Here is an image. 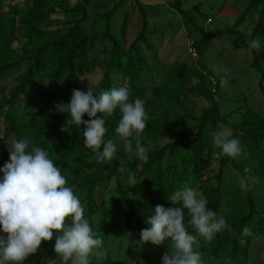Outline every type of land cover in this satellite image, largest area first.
Returning a JSON list of instances; mask_svg holds the SVG:
<instances>
[{
	"label": "trees",
	"instance_id": "1",
	"mask_svg": "<svg viewBox=\"0 0 264 264\" xmlns=\"http://www.w3.org/2000/svg\"><path fill=\"white\" fill-rule=\"evenodd\" d=\"M165 1L179 9L173 0ZM123 2L111 11L92 15L88 13L90 0H0V141L11 143L14 138L29 137L50 153L69 185H75L85 216L103 241L90 256L91 264H162L167 246L141 244L140 232L149 227L145 220L156 205L175 207L168 198L186 184L197 188L207 198L208 208L232 229L217 233L210 241L200 238L205 264H264L263 111L236 109L235 113H242L236 122L222 113L219 82L200 66V57L220 32L205 33L202 42L192 44L190 51L198 57L194 65H168L156 59L148 62L141 47L148 33L143 9L142 29L128 47V20L134 7L124 17L120 38L112 34V18ZM247 2L236 23L224 31L235 37V48L256 38L264 44V0ZM58 12L63 25L54 23ZM254 13L258 17L251 36L246 37L239 28ZM262 61L264 52L256 55L252 66L260 69ZM160 72L165 74V83L153 78ZM260 73L259 89L264 94L262 69ZM87 84L96 93L113 86L126 87L130 101L136 97L144 100L149 119L141 143L149 149L147 162L126 153L121 139L117 140L116 157L98 163L84 146L83 125L66 124L67 114L57 112L55 106L69 103L74 89L87 91ZM149 91L151 95L146 97ZM190 96L209 104L198 109ZM119 118L118 109L105 117L106 140L116 137ZM83 119L87 120V115ZM219 126L231 127L233 137L243 146V160L223 156L213 146L208 133ZM8 159L7 147L1 146L0 168ZM214 163L217 172L209 176ZM245 168L256 178L250 191H242L237 178L236 172L243 177ZM245 226L252 236L242 237ZM55 235L42 242L24 264L55 259ZM241 238L246 241L243 245Z\"/></svg>",
	"mask_w": 264,
	"mask_h": 264
},
{
	"label": "clouds",
	"instance_id": "2",
	"mask_svg": "<svg viewBox=\"0 0 264 264\" xmlns=\"http://www.w3.org/2000/svg\"><path fill=\"white\" fill-rule=\"evenodd\" d=\"M248 46L260 50V39L248 41ZM230 75V70H225L221 87L227 85ZM150 95V91L145 93L146 97ZM55 109L67 114V125L80 128L83 125L84 146L98 163L111 162L116 157L117 140L121 139L126 153L147 162L149 149L142 145L141 135L149 116L144 100L136 97L130 101L126 87L113 86L98 93L89 85L87 91L74 89L70 102L59 103ZM117 109L120 118L116 137L106 140L105 117L113 116ZM85 115L87 120L83 119ZM208 134L223 156L236 159L245 154L231 127L219 126ZM8 152L9 159L0 168V264H24L38 252L42 242L53 239L54 233L56 258L47 257L44 264H58V261L91 264L90 256L102 247L103 241L86 218L75 185H69L68 177L56 166L50 153L27 136L12 139ZM250 171L245 168L239 181L242 191H250L256 181ZM168 201L175 207L165 208L160 204L154 207L145 220L149 227L140 232V243L166 245L162 264H205L200 238L210 241L221 231H231L230 225L208 208L207 198L191 185L174 191ZM252 235V230L245 226L242 237ZM239 242L243 245L246 241L241 238Z\"/></svg>",
	"mask_w": 264,
	"mask_h": 264
},
{
	"label": "rangeland",
	"instance_id": "3",
	"mask_svg": "<svg viewBox=\"0 0 264 264\" xmlns=\"http://www.w3.org/2000/svg\"><path fill=\"white\" fill-rule=\"evenodd\" d=\"M76 1V0H72ZM121 0H90L88 13L95 15L111 11ZM228 4L225 6V2ZM179 9H173L165 0H124L112 18L111 30L116 38H120V28L123 24L127 11L135 8V12L129 18L127 28V47L133 42L136 35L143 26V15L140 11L144 10L148 33L146 41L142 42L141 47L145 53V58L150 62L157 60L164 64H192L197 60L191 53L192 44L202 42L206 34L218 33L206 53L200 57V66L211 71L214 79L219 82L218 104L224 115H228L230 122L241 119L242 113L248 108L262 110L264 114V94L260 91L259 85L262 78L260 69L264 72V61L260 62V69L252 66L256 55L264 52V44L260 50L249 49L248 45L235 48V37L224 32L232 27L247 7V0H173ZM235 3V4H234ZM188 15V17H186ZM258 14H251L246 22L239 28L246 37H250L253 31V23ZM56 25H63V16L59 12L53 16ZM207 21H209L207 23ZM66 31V26H62ZM20 32V31H19ZM18 32V33H19ZM103 47L98 44V49ZM225 70H230V78L225 87L220 86V79L225 75ZM164 72L154 74L155 82H163ZM88 84L84 86L87 90ZM197 103V107L203 108L209 104L206 99L191 97ZM3 136V135H2ZM9 141H0L1 146L8 149ZM244 158V154L238 157ZM217 163H214L208 175L213 176L217 172ZM237 178L241 179L238 172ZM261 243V242H260Z\"/></svg>",
	"mask_w": 264,
	"mask_h": 264
}]
</instances>
